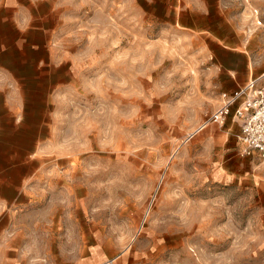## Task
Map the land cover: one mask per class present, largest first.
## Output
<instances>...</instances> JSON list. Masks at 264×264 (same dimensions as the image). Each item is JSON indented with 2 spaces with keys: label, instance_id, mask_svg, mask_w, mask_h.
<instances>
[{
  "label": "rangeland",
  "instance_id": "1",
  "mask_svg": "<svg viewBox=\"0 0 264 264\" xmlns=\"http://www.w3.org/2000/svg\"><path fill=\"white\" fill-rule=\"evenodd\" d=\"M3 6L0 241L25 264H264V163L208 122L264 86V0Z\"/></svg>",
  "mask_w": 264,
  "mask_h": 264
},
{
  "label": "built area",
  "instance_id": "2",
  "mask_svg": "<svg viewBox=\"0 0 264 264\" xmlns=\"http://www.w3.org/2000/svg\"><path fill=\"white\" fill-rule=\"evenodd\" d=\"M230 115L239 122L243 153L264 163V86L252 80L233 93H221L208 122L222 125Z\"/></svg>",
  "mask_w": 264,
  "mask_h": 264
},
{
  "label": "crops",
  "instance_id": "3",
  "mask_svg": "<svg viewBox=\"0 0 264 264\" xmlns=\"http://www.w3.org/2000/svg\"><path fill=\"white\" fill-rule=\"evenodd\" d=\"M3 9L4 10L8 9V7L7 6L0 7V12L3 11ZM18 9H20V6L19 7L16 6L15 10L11 8V13L17 14L18 12H20V10ZM250 81L252 80H249L245 84L238 86L234 90L225 91V92L233 93L239 88H241L242 86L249 83ZM232 120L237 123L238 127L240 126L239 122L235 120L233 117H232ZM209 123H212V122H209ZM206 125L207 124L202 126L200 130H203L206 127ZM239 131H240V128H239ZM2 187H5V188H4V194H0V240L5 238L6 230H3V229L8 225V223L14 217L13 208L19 204V199H20L19 196L21 195L20 185L18 188V186H13V185H8V184L3 185L0 183V191ZM23 262H24L23 253L16 252V249L13 246H10L9 244L5 242L0 241V264H25Z\"/></svg>",
  "mask_w": 264,
  "mask_h": 264
}]
</instances>
